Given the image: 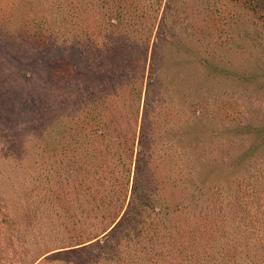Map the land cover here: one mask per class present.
I'll use <instances>...</instances> for the list:
<instances>
[{
  "label": "rangeland",
  "instance_id": "rangeland-1",
  "mask_svg": "<svg viewBox=\"0 0 264 264\" xmlns=\"http://www.w3.org/2000/svg\"><path fill=\"white\" fill-rule=\"evenodd\" d=\"M193 3L199 10L184 14L180 9L176 18L169 10L138 20L154 23L152 40L158 43L149 50L155 49L160 76L142 97L137 119L154 143L147 151L148 166H155L158 184L131 192L130 209L140 212L141 221L128 217L119 236L70 247L46 264L264 261V254L254 256L248 244L256 236L263 242L255 246L264 244V25L242 2ZM213 4L221 11L212 12ZM46 10L43 34L28 33L15 22L0 26V257L6 256L1 264L25 251L14 240L18 221L37 222L56 237L72 229L50 199L51 204L26 198L30 190L49 185L44 174L52 142L45 130L63 123L68 105L88 99L86 87L97 86L92 75L106 69L111 58L119 64L126 54H140L116 37L112 43L111 38L105 44L98 40L96 46L75 36L62 40L56 28H73L66 24L68 12L57 10L53 16L54 10ZM140 175L150 172L145 168ZM139 197L150 201L139 207Z\"/></svg>",
  "mask_w": 264,
  "mask_h": 264
},
{
  "label": "trees",
  "instance_id": "trees-1",
  "mask_svg": "<svg viewBox=\"0 0 264 264\" xmlns=\"http://www.w3.org/2000/svg\"><path fill=\"white\" fill-rule=\"evenodd\" d=\"M193 1L199 0H37L36 5L31 0H0V26L15 22L28 33L33 30L34 34H43L47 31L44 22L48 18L44 19L42 13L52 9L54 16V13L58 14L57 10H66V24L73 28L66 32L59 31H64V28H56L62 40L75 36V41L83 38L96 46L98 40L105 44L111 38L112 43L116 37L119 41L124 39L131 42L132 49L140 50V54L131 52L123 56L119 64L111 58L109 67L92 75L97 79V86L86 87V91L90 89L88 99L82 104L73 102L76 104L74 108L68 105L62 116V124L47 126L45 135L52 143L47 152L44 180L49 185L44 191L30 190L26 198L55 203L62 211L57 216L61 219L67 216L72 229L64 237H56L50 231H42L37 222H16L15 233L18 236L14 239L15 244L24 247L25 251L12 255L8 264H46L60 252L71 250L70 247L96 245L118 235L121 226L128 222V217L138 223L141 221L140 212L131 211V192L156 188L158 184L152 174L155 166H148L150 158L147 151L154 143L146 125L137 124V119L142 97H146L155 83L160 82V76L158 68L155 69L158 38L153 44L151 28L154 23L141 25L138 20L149 13L154 14L155 18L159 11L165 14L170 10L176 18V12L180 9L184 14L189 9L199 10L197 4L193 6ZM233 1L248 6L264 25V0ZM207 7L209 2L206 3ZM92 8V13H87ZM210 8L212 12L221 11L215 4ZM93 14L97 19L85 18ZM107 30L112 33H107ZM168 37L171 36H167L166 40ZM150 44L155 49L149 50ZM168 44H172L171 38ZM203 61H206L204 57ZM105 117L109 119V124H106ZM118 118L124 120L123 124L118 122ZM145 168L150 172L149 177L138 176ZM62 169H66L65 173H62ZM136 199L141 204H136L139 207L150 201L147 198ZM251 240L248 244L254 249L253 255L264 254V244L255 246L263 241L257 236ZM250 256L248 252L247 257ZM5 258L0 257V261ZM252 264H264V261H253Z\"/></svg>",
  "mask_w": 264,
  "mask_h": 264
}]
</instances>
